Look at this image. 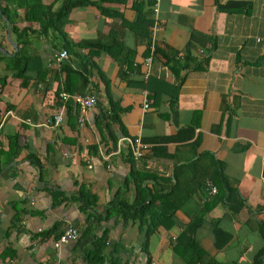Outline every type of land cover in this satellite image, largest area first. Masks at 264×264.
Masks as SVG:
<instances>
[{
	"label": "crops",
	"instance_id": "1",
	"mask_svg": "<svg viewBox=\"0 0 264 264\" xmlns=\"http://www.w3.org/2000/svg\"><path fill=\"white\" fill-rule=\"evenodd\" d=\"M62 1L44 3L59 7ZM151 1L153 8L148 7ZM229 1L249 6L240 13L218 10V2ZM139 4L143 13L153 11L158 19L156 48L161 51L176 50L183 61L192 31L213 36L217 47L211 51L198 47L199 59L209 56L206 68L183 70L177 78L161 53L153 56L150 66L145 64L150 56H146L147 40L122 25L121 18L102 15L98 6L74 9L65 27L71 42L116 39L127 48L122 57L134 61L130 78H125L121 63L108 53L94 57L96 66L87 67L92 77L85 93L93 94L97 103L84 126L78 122L77 105L64 103L55 94L58 67L50 65L63 50H57L50 38H34L30 53L41 56L46 79L24 83L6 70L2 56L15 57L19 47L13 44L18 46L15 35L11 42L0 23V75L9 77L0 94V146L8 149L9 137L17 134L24 147L0 172V264H87L85 250L92 249L104 233L108 234L104 264L115 258L121 264H148L145 230L122 217L106 218L105 213L117 199L133 201L135 188H125L132 169L157 176V182L147 180L150 188L168 190L169 180L176 182L177 168L197 163L209 172L220 168L239 196L238 204L224 202L210 213L198 230L200 244L222 264H255L258 259L264 263V0H127L122 10L111 9L135 24ZM88 53V49L72 50L62 64L82 72ZM100 73L110 82L113 101L127 109L121 116L123 131L117 125L104 129L109 152L96 127L110 101ZM179 83L178 103L173 105L171 87ZM146 100L149 108L144 110ZM60 111L64 120L55 128L52 121ZM124 138H138L148 145L144 156L136 160ZM91 143L98 147L96 156L87 154ZM102 151L110 155L109 160ZM184 172L177 177L192 171ZM82 189L96 197V206L85 208ZM204 191L205 187L177 212L171 230L162 229L151 237L152 264H183L173 247L209 200ZM56 192L62 196L54 198ZM213 221L232 235L220 251L214 247ZM57 223L60 227L53 236L42 240L40 234ZM68 227L78 229V241L56 246Z\"/></svg>",
	"mask_w": 264,
	"mask_h": 264
},
{
	"label": "trees",
	"instance_id": "2",
	"mask_svg": "<svg viewBox=\"0 0 264 264\" xmlns=\"http://www.w3.org/2000/svg\"><path fill=\"white\" fill-rule=\"evenodd\" d=\"M126 4L127 0H98L97 3L92 0H63L62 4L59 7H56L53 4L46 5L44 0H0V8L12 24V33L15 35L19 47L18 53L15 57L8 58L2 56L3 60L7 61L6 70L13 72L12 77L21 79L24 83L25 81L29 82L35 78L37 81H45L47 70L44 67L42 58L39 55L35 56L31 54L30 47L33 44L34 38H50L54 41V46L57 50L61 49L67 53L75 49L89 50L87 57L88 62L85 64V68H83L82 72L63 64L55 69L54 80L57 83V89L55 92L57 98H60V92L62 91V77H64L63 89L66 92L70 94H85V89L88 87L89 80L92 77V74L87 67L89 64L91 66H96L93 59L95 56H98L99 52L108 53L115 61H119L122 65V76L130 78L129 74L133 72L134 68L132 65L134 61L122 57L127 48L121 42L116 39L110 43L104 42L101 39L71 42L65 32V27L69 22L70 14L74 9L98 6L102 15H112L121 18L122 25L131 30H136L135 32L137 35H140L144 40H147L148 45L146 56H149L151 34L155 23V16L152 14L153 11L143 13V5L139 4L136 6L138 10V21H136L135 24H130L122 17L121 11L119 12L111 9L115 6L122 10ZM153 4L154 1H151L148 7L153 8ZM248 6L249 4L244 1H229L225 5H222L219 2L217 3L219 11L230 14L243 12ZM21 21L27 23L23 28L17 24ZM0 23H2L3 30L6 31L7 25L2 19L1 14ZM198 47L202 49L209 47L211 51L217 47V44L213 36L192 31L184 50L183 61H181V58L179 57V52L171 48L162 51L156 48L154 56L156 53H161L166 60L167 66L173 72L175 77L179 78L183 70L190 68L194 70L206 68L209 56L199 59L195 55ZM125 66L127 67L124 68ZM8 78L7 75H0V94L6 86ZM100 78L106 87L110 101L108 109L97 118L96 127L101 134V143L105 146V150L109 152L112 151V149L104 134V129L108 128L110 130L112 125H117L122 127L121 130L123 131L121 116L123 113L127 112V109L121 107L118 102L113 101L109 90L110 82L105 75L100 73ZM151 80L152 79L148 81L149 83L147 87L150 86ZM180 87V83L171 87L170 96L174 98V101L172 102L173 105L178 103ZM71 103L73 102L71 101ZM1 122L2 115L0 109V124ZM70 141L68 139L63 140L65 143L73 144L75 142ZM23 148L24 147L20 144L19 136L17 134L9 137L8 149L4 150L0 146V172L8 162L20 156ZM97 152L98 147L96 144L91 143L87 147V154L96 156ZM32 157L33 156H30L29 159L34 161ZM84 158H86V155L85 157H82V160ZM36 164L41 166L39 160H37ZM186 170L187 172L190 170L192 172L186 177H177V175L179 176V173L185 175L184 171ZM154 176L152 177L148 172H140L132 169L125 188L126 190H132L131 185L135 188V197L133 198V201L129 203L124 199H117L110 204L105 213V217L111 218L113 216H118L122 217L126 223H129L130 221L138 223L140 228L145 230L143 250L148 255V264H152L149 253L151 237L162 229L166 231L171 230L175 226L177 212L182 209L184 204H186L193 195L202 192L207 182L210 181L217 187L218 193L209 198V200L205 202L201 211L190 220L180 240L178 239L177 243L174 245L173 251L181 258L183 264H222L200 244L197 238L198 230L206 223L207 217L210 213L221 203L226 202L230 204H238V191L230 186L223 173L220 171V168L216 167L215 170L209 172L205 168L201 170L200 164L198 163L177 168L175 177L176 182L173 183L169 180L172 186L168 190H165V187H163L162 190L150 188L146 182L147 180H154L157 182V176ZM80 195L85 203V208L97 205V199L94 195L86 193L83 189L81 190ZM57 196L61 197L62 194L56 192L54 198ZM22 212L23 210L20 212L18 211L16 216L17 222L21 220L22 217H19L20 215L18 214ZM59 227L60 224L57 223L52 228L43 231L40 234L41 239H50ZM213 235L216 251L224 249L232 239V235L221 228L218 221H213ZM107 244V233L96 238L93 248L85 250L87 264H104L106 261L104 251ZM111 264H121V260L115 258L112 260ZM255 264L264 263L258 259L255 261Z\"/></svg>",
	"mask_w": 264,
	"mask_h": 264
},
{
	"label": "built area",
	"instance_id": "3",
	"mask_svg": "<svg viewBox=\"0 0 264 264\" xmlns=\"http://www.w3.org/2000/svg\"><path fill=\"white\" fill-rule=\"evenodd\" d=\"M158 1H156L157 3ZM155 14L158 13V5L156 4L155 7ZM159 31V22L158 19L155 18V23L152 29L151 34V44H150V56L145 60V64L147 66H150L153 60V56L156 52V40H157V33ZM68 58V53L66 51L60 52L58 55L55 56L54 61L51 63L50 67H60L61 64L65 59ZM148 76L146 77V79ZM60 99L64 103H68L69 101H73L75 105H77L79 109V116H78V122L81 126H84L87 123L89 113L90 111L95 107L97 103V99L93 94L85 93V94H79L74 93L70 94L66 92L63 88L60 92ZM149 108V102L146 100L144 104V110H147ZM64 120V114L62 111L54 118L52 121V125L57 128L60 126V124ZM124 141H126L129 144L130 153L133 155V157L138 160L144 156V152L147 150L148 145L144 144L140 139H131V138H124ZM103 155V158L105 160L110 159V155L105 154L103 151L101 152ZM205 191L209 198L215 196L218 193L217 187L211 183L210 181L207 182L205 186ZM80 237L79 231L75 227H68L65 231H63L59 238L57 239L56 246H60L61 244H68L71 242L78 241Z\"/></svg>",
	"mask_w": 264,
	"mask_h": 264
},
{
	"label": "water",
	"instance_id": "4",
	"mask_svg": "<svg viewBox=\"0 0 264 264\" xmlns=\"http://www.w3.org/2000/svg\"><path fill=\"white\" fill-rule=\"evenodd\" d=\"M0 14H1L2 19H3V20L6 22V24H7L8 37H9V39H10L11 42H12V24H11L10 20L8 19V17L3 13V11H2L1 8H0ZM13 44H14V46L18 49V46H17L15 43H13Z\"/></svg>",
	"mask_w": 264,
	"mask_h": 264
}]
</instances>
